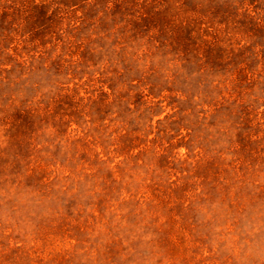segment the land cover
<instances>
[{"label":"rangeland","instance_id":"374dc122","mask_svg":"<svg viewBox=\"0 0 264 264\" xmlns=\"http://www.w3.org/2000/svg\"><path fill=\"white\" fill-rule=\"evenodd\" d=\"M0 264H264V0H0Z\"/></svg>","mask_w":264,"mask_h":264}]
</instances>
